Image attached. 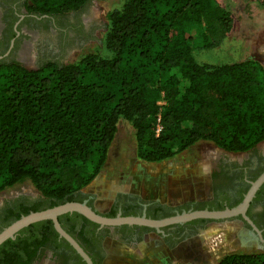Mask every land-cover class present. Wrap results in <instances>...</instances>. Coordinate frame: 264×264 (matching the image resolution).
Here are the masks:
<instances>
[{"label": "trees", "instance_id": "1", "mask_svg": "<svg viewBox=\"0 0 264 264\" xmlns=\"http://www.w3.org/2000/svg\"><path fill=\"white\" fill-rule=\"evenodd\" d=\"M29 1L33 12L58 16L89 0ZM259 4L264 8V0ZM106 19L101 47L73 61L35 68L0 61V192L28 181L41 196L4 209L0 230L30 211L83 200L81 190L103 168L120 118L131 124L136 157L146 162L168 160L201 140L233 153L264 141V66L253 58L201 63L192 54L190 25L202 27L208 47L231 28L229 11L216 0H123ZM173 208L162 205L150 217L169 216ZM114 213L115 207L106 216ZM70 215L78 229L66 222ZM58 221L93 260L88 232L98 224L76 212ZM51 238L59 237L49 219L20 229L0 244V264L19 263L14 251ZM215 264H264V251H231Z\"/></svg>", "mask_w": 264, "mask_h": 264}, {"label": "rangeland", "instance_id": "2", "mask_svg": "<svg viewBox=\"0 0 264 264\" xmlns=\"http://www.w3.org/2000/svg\"><path fill=\"white\" fill-rule=\"evenodd\" d=\"M122 1L89 0L79 10L57 16L52 24L27 38L22 51L19 50L21 59L28 66L35 67L51 59L59 63L70 62L96 50L102 45L108 11L118 7ZM216 3L229 11L231 28L221 42L208 47L202 39V27L190 25L187 33L195 60L232 63L253 58L264 63V8L259 0H216ZM133 132L128 121L118 120L104 171L113 178L130 174L135 188L139 186L145 196L161 197L166 203L172 199H184L183 196L198 200L210 197L211 161L218 154L233 160L243 156L237 152H224L213 143L201 140L168 160L146 162L136 157ZM259 146L263 148L264 141ZM173 189L181 195L173 198ZM18 195H29L35 201L41 197L30 182L23 181L0 192V206ZM210 223L171 246L164 245L154 232L133 246L117 245V242L106 239L105 247L109 251L104 264H215L231 251L260 250L239 220L228 218Z\"/></svg>", "mask_w": 264, "mask_h": 264}, {"label": "flooded vegetation", "instance_id": "3", "mask_svg": "<svg viewBox=\"0 0 264 264\" xmlns=\"http://www.w3.org/2000/svg\"><path fill=\"white\" fill-rule=\"evenodd\" d=\"M28 5H30L29 0H0V61H17L26 67H30L21 59L19 50L23 48L28 37L34 36L36 31L44 29L45 26L50 23L52 24L53 20L57 17L56 15L33 12L28 8ZM50 61L56 62L54 59ZM261 64L264 66V63ZM219 149L227 152L221 148ZM240 154L243 156L238 160H233L225 155L218 154L217 157L211 161L209 169L211 195L206 199L198 200L197 198H191L179 204H169L150 195H142L141 197L134 194L116 192L108 208L104 211H99L94 207V197L91 195L84 193L86 194L84 199H86L88 203L91 200L89 205L103 215H107L114 207L115 215L118 213L122 215L124 211H128V214L134 213L133 215H141L144 212L147 217L152 216V213L157 212L162 205L174 206L171 210V215L183 210L199 209L197 202H203L202 208L213 209L210 201L221 202L222 205L227 207L228 204L233 203L237 199V192L239 189L249 186V182L255 179L264 168V147H260L259 143L254 148L245 152H240ZM228 179H231V181ZM16 201L20 204L23 201L28 203L35 200L29 195H18L6 200L2 206H0V219L4 217V209L8 208V206L15 205ZM246 214L260 232V237L263 241L256 240V242L260 251H264V182L257 189L254 197L249 203ZM234 218L239 220L247 231H252L254 235H257V232L243 220L241 216ZM192 220L163 226L161 227V232H156L152 228L147 231L142 227H130L131 225L123 227L124 224L116 226L98 225L94 228L92 233L88 232L92 240L93 260L89 255L88 256L92 264H104L107 256L105 247L106 239L113 240L119 244L133 246L141 242L147 234L154 232L160 236L164 245L171 246L170 244L174 245L180 240L196 234L199 230L211 224L209 221ZM215 221L219 220H213L211 222ZM66 222L74 225L76 229L79 228V221L77 219L74 220L72 215L66 217ZM105 233H107V235L101 239V234ZM138 237H141V239ZM124 240H129V242L127 243ZM72 249V247L70 248L59 238H51L44 240L42 243L37 242L31 245L26 251H14L13 254L15 255L14 258L19 260V263L22 262L21 264H86L80 255Z\"/></svg>", "mask_w": 264, "mask_h": 264}, {"label": "water", "instance_id": "4", "mask_svg": "<svg viewBox=\"0 0 264 264\" xmlns=\"http://www.w3.org/2000/svg\"><path fill=\"white\" fill-rule=\"evenodd\" d=\"M264 182V170L254 179L249 182L246 192L243 194L241 201L231 207H224L222 209L199 208L191 210H183L173 215L162 218L147 217L143 212L141 215H121L106 216L93 209L86 199L81 201H65L63 203L54 205L52 207L44 208L37 211H30L27 214L21 215L19 218L13 220L0 230V244L6 239H13L15 234L22 228L40 221L49 219L52 222L54 230L57 232L59 238H63L68 244L80 255L86 264H92L90 257L83 250L80 244L60 225L58 216L64 213L76 212L99 226H116V225H141L154 229L156 232H161V227L183 223L192 219L203 218L212 220H223L241 216L256 232L254 235L252 231H248L255 240L263 239L260 237V232L255 227L251 219L247 216L246 210L254 197L257 189Z\"/></svg>", "mask_w": 264, "mask_h": 264}, {"label": "crops", "instance_id": "5", "mask_svg": "<svg viewBox=\"0 0 264 264\" xmlns=\"http://www.w3.org/2000/svg\"><path fill=\"white\" fill-rule=\"evenodd\" d=\"M129 175L124 174L123 176H120L118 178H113L110 175H107L104 171V166L101 169V171L97 174V176L85 187L82 188V192L86 193L88 195H91L94 197L93 205L94 207L99 211H104L108 208L110 202L112 201L114 195L116 192H121L125 194H134L137 196H145L143 190L141 187L137 186L134 187V182H132V179L129 178ZM115 181H117V187L115 188ZM173 198H176L177 195H181L179 191H176L173 189V192L171 194ZM194 196V195H193ZM184 199H172L169 200V204H177L181 203L186 199H189V196H183ZM160 199V201L165 202L163 198L157 197ZM195 198V197H193ZM168 202V200H167ZM112 242H114L112 240ZM117 245H119L117 243ZM107 251H109L106 248Z\"/></svg>", "mask_w": 264, "mask_h": 264}, {"label": "built area", "instance_id": "6", "mask_svg": "<svg viewBox=\"0 0 264 264\" xmlns=\"http://www.w3.org/2000/svg\"><path fill=\"white\" fill-rule=\"evenodd\" d=\"M160 129L159 124L156 125V132H158Z\"/></svg>", "mask_w": 264, "mask_h": 264}]
</instances>
